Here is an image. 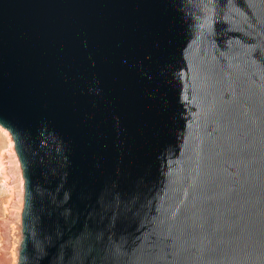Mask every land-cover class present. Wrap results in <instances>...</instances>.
<instances>
[{"label":"water","instance_id":"obj_1","mask_svg":"<svg viewBox=\"0 0 264 264\" xmlns=\"http://www.w3.org/2000/svg\"><path fill=\"white\" fill-rule=\"evenodd\" d=\"M15 264H264V0H0Z\"/></svg>","mask_w":264,"mask_h":264},{"label":"rangeland","instance_id":"obj_2","mask_svg":"<svg viewBox=\"0 0 264 264\" xmlns=\"http://www.w3.org/2000/svg\"><path fill=\"white\" fill-rule=\"evenodd\" d=\"M2 129L7 135L0 131V264H15L17 247L21 240L23 179L18 159L10 144L11 137L0 126V130Z\"/></svg>","mask_w":264,"mask_h":264},{"label":"bare ground","instance_id":"obj_3","mask_svg":"<svg viewBox=\"0 0 264 264\" xmlns=\"http://www.w3.org/2000/svg\"><path fill=\"white\" fill-rule=\"evenodd\" d=\"M3 132L7 133L4 129H2ZM10 144L12 145L11 141H10ZM21 184H22V180H21Z\"/></svg>","mask_w":264,"mask_h":264},{"label":"snow or ice","instance_id":"obj_4","mask_svg":"<svg viewBox=\"0 0 264 264\" xmlns=\"http://www.w3.org/2000/svg\"><path fill=\"white\" fill-rule=\"evenodd\" d=\"M0 131H2V130H0ZM5 135H7V133H5Z\"/></svg>","mask_w":264,"mask_h":264}]
</instances>
